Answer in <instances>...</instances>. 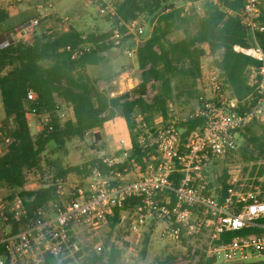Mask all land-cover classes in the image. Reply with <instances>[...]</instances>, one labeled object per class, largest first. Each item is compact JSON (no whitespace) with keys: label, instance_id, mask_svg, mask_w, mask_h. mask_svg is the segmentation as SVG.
Instances as JSON below:
<instances>
[{"label":"trees","instance_id":"trees-1","mask_svg":"<svg viewBox=\"0 0 264 264\" xmlns=\"http://www.w3.org/2000/svg\"><path fill=\"white\" fill-rule=\"evenodd\" d=\"M180 1L183 3L181 7H177L174 0H122L114 6L116 15L108 16L114 24L110 33L85 36L83 32L69 27L62 32H34L29 42H14L6 48L0 47V95L4 111L0 133L4 142L7 141L0 152V188L14 192L9 196L10 201L16 196L21 198L27 213V218H23L22 222L37 217L39 210L48 211L58 203L60 182L69 173H93L97 169L104 178L117 184L118 181L112 180L117 174H124L133 168L144 171L157 156L156 145L150 146L142 141L148 135L146 127L151 126L157 114L163 118L164 126L169 125L174 81H201L202 59L208 53L204 45H208L209 53L214 56L213 66L225 87L239 102L235 112L243 113L257 105L261 98L260 63L234 50L236 45L251 46V36L243 23L246 0H218L217 4L211 0ZM260 2L258 22L263 31L258 32L257 36L264 48V0ZM197 3L200 10L196 8ZM141 17L150 19L152 30L148 37H144L135 55L139 84L130 92L112 96V90L100 87L101 77H93L87 69L102 64L104 54L116 46L111 40L115 34L121 38L119 44L132 37L128 25ZM9 20L8 13L0 9V37L17 28ZM25 22L22 21L19 26ZM178 30H183L185 37L172 41L170 35ZM29 91L36 94L31 106L36 107L39 114L49 115V121L36 136L31 133L27 119ZM60 103L72 108V118L64 123L58 114ZM136 115L142 117L141 122H137ZM117 117L125 120L129 131V155L121 163L108 165L105 158L98 155L101 151L98 143L102 140L100 130ZM204 124L205 120L194 114L179 121L176 126L183 131L182 140L187 141L189 135ZM157 131L150 128L149 132L155 134ZM89 133H93L95 143L91 149L97 156H93L83 167L73 166L57 171L51 183L45 181L38 189L27 188L29 173L36 172L44 178V153L51 143L63 148L66 142L84 140ZM239 137L245 141L240 149L245 161L264 160V122L246 126L240 130ZM255 170L256 165L252 176ZM205 172L208 175V169ZM258 175H264V164L260 165ZM175 177L177 186L182 175L177 173ZM228 179L225 170L215 187L210 182L208 192L213 187L217 188L218 197L225 198L229 188ZM254 183L258 184V181ZM139 204L140 198H132L117 207L114 216L109 219L112 228L119 223L122 212ZM1 220L5 226L8 225L2 217ZM11 224L13 232H17L20 223L12 221ZM252 235H264V217L255 226L223 235L218 244L234 237ZM185 239L188 238L182 237L181 240ZM149 243L150 236L146 235L141 251L144 258ZM83 254L81 249L75 252L77 258ZM119 257L120 251L113 247L104 255H86L79 264H117ZM61 259L46 255L42 264L73 262L71 258ZM199 264L227 263L207 257L205 251ZM243 264H264V260Z\"/></svg>","mask_w":264,"mask_h":264},{"label":"built area","instance_id":"built-area-1","mask_svg":"<svg viewBox=\"0 0 264 264\" xmlns=\"http://www.w3.org/2000/svg\"><path fill=\"white\" fill-rule=\"evenodd\" d=\"M84 1L98 5L102 15H116L114 5L107 0ZM211 1L218 3V0ZM196 8L200 10L199 3ZM260 14V0H246L243 23L251 36V46L234 47L236 52L260 63L261 98L253 109L235 112L239 102L212 66L207 73L210 94L200 96V106L195 113L205 120L204 126L192 132L187 141L182 140L183 131L177 128L176 122H170L155 134L148 132L142 141L150 146L156 145L157 156L144 171L132 169L137 176L134 180L112 184L96 169L90 186L75 189L74 198L63 208L52 214L39 210L37 217L25 222L22 219L27 218L26 210L21 198L16 196L11 211L8 214L1 212L8 225L0 233V264L8 261L11 264H42L46 255L68 257L71 251H79L73 241L77 228L99 230L114 216L117 207L132 198L141 199V204L128 212L133 219L131 230L135 233L142 230L148 218L161 220L165 225L164 234L174 241L208 232L210 244L206 255L220 263L243 264L264 260V235L234 237L218 244L223 235L255 226L264 217V197L254 190H239L237 184L240 181L232 179L228 182L226 197L221 199L212 191L208 192L210 181L205 172L210 162L225 160L236 151L240 130L254 122H264V48L257 36L263 31L258 22ZM38 24V19L26 21L19 29L0 37V47L6 48L14 42H29ZM128 29L135 37L145 35V27L140 20L130 23ZM140 43L136 39V43L127 50L129 57H135ZM129 81L132 84V79ZM115 93L111 95L116 96ZM35 100L36 94L29 91L26 102L28 116L40 115L37 108L31 106ZM58 114L61 118L66 116L61 108ZM128 155V150H124L122 157L126 159ZM104 161L108 165L121 163L118 159L105 158ZM177 173L182 177L176 186ZM263 178H257L258 182ZM12 221L20 223L17 232H13Z\"/></svg>","mask_w":264,"mask_h":264},{"label":"rangeland","instance_id":"rangeland-1","mask_svg":"<svg viewBox=\"0 0 264 264\" xmlns=\"http://www.w3.org/2000/svg\"><path fill=\"white\" fill-rule=\"evenodd\" d=\"M119 1L122 0H107V2H110L114 6ZM174 3L177 7L183 6L180 0H174ZM0 9L8 13L10 16L9 23L14 24L17 27L16 29H19L22 21L38 19L39 24L34 31L37 34H41L44 31L62 32L69 27H74L83 32L85 36L91 34L101 36L110 33L114 28L113 20L107 15H102L99 12L98 5L89 4L84 0H0ZM140 22L145 27V35L143 37L138 38L132 35V37L125 39L119 44L121 38L115 34L111 40L116 43V46L104 54L102 64L87 69L88 73L93 77H101L99 85L102 89L112 90L111 93L116 92V96L132 91L134 88L130 87L139 83L137 61L135 57L127 55V50L136 43V39L142 42L144 37H148L151 33L152 25L150 19L141 17ZM184 37L185 33L183 30L175 31L170 35L172 41H179ZM30 39L31 37L28 38V40ZM206 47L205 49L208 53L203 57L201 64L202 81H174V95L169 106V123H178L194 115L200 106V96H208L210 94L207 73L213 66L214 56L209 53L208 45ZM130 79H132V84L129 81ZM60 104L61 110L66 115L61 119V122L64 123L66 120L72 118V108L70 105ZM117 118L119 120L111 123L110 121L109 123L107 122L100 130L102 140L98 143V146L101 147L98 155L110 160L118 159L119 162H122L125 159V157H122V151L126 147L123 142L127 138L125 132L127 127L122 117ZM2 120L3 114L0 113V127ZM136 120L137 122H141L142 117L136 115ZM47 121H49L47 113H40V115L30 118L31 133L36 136L44 129ZM164 123L160 115H155L151 126L146 127V133L150 131V128L161 129L164 127ZM94 143L93 133H89L84 140L74 139L66 142L63 148H59L56 144L51 143L44 153V178L36 172L29 173L27 188L35 190L40 188L45 181L51 183L57 171H62L73 166L83 167L93 156H97L91 149ZM6 144L7 141L4 142L3 136L0 133V152ZM244 144L243 138L239 137L237 149L233 156L225 160H214L209 163L207 168L209 181L215 187L217 179L226 170L229 177L228 182L229 180L233 181L232 179L240 181V185L237 184L239 190L243 192L254 190L258 195L264 197V175L260 183L258 182L257 185L254 183L256 180L258 181L257 178H260L258 170L260 165L264 164V160H258L257 162L245 161L240 154V149ZM104 153L105 156L103 155ZM255 165L256 170L252 176L251 172ZM135 174L136 172L134 173L132 169H129L124 174L116 175L112 180L118 182L134 180L137 177ZM93 180V173H69L60 182L58 203L52 205L48 212L52 214L64 207L73 199L75 189H87ZM257 186H259L258 189L260 191H257ZM214 187L211 191L214 195H217V188L215 189ZM13 193L10 189L0 188V232L6 228L4 222L1 220V212L5 211L8 214L11 211L14 200L10 201L9 196ZM128 212H122L119 223L115 228H112L110 220L96 231H91L84 227L77 228L73 241L76 242L84 254L77 258L75 252L71 251L69 256L62 258L61 261L71 258L73 262L68 264H79L86 255L91 253L104 255L111 248L115 247L120 251L117 264H199L201 255L210 244V234L208 232H204L198 237H190L184 241L169 239L164 234V222L151 218L147 219L140 232L135 233L131 230L133 219ZM123 216L125 219L122 220ZM146 235L150 236V243L147 255L144 258L141 251L143 239Z\"/></svg>","mask_w":264,"mask_h":264},{"label":"crops","instance_id":"crops-1","mask_svg":"<svg viewBox=\"0 0 264 264\" xmlns=\"http://www.w3.org/2000/svg\"><path fill=\"white\" fill-rule=\"evenodd\" d=\"M207 46V45H206ZM205 45H204V47L205 48H207ZM0 113H2L3 114V117H4V111H3V107H2V101H1V95H0ZM33 117V116H32ZM31 116H28L27 117V119H28V122H29V126H30V118H32ZM116 120H119V118H115L114 120H111L110 121V123L111 122H113V121H116ZM109 123V122H108ZM107 124V123H106ZM125 124H126V122H125ZM126 127H127V125H126ZM126 130V129H125ZM126 132V134H127V138H125L124 139V146H126V147H124L125 148V150H128L129 148H130V143H131V141H130V135H129V131H128V128H127V130L125 131ZM122 152H124V150L122 151Z\"/></svg>","mask_w":264,"mask_h":264}]
</instances>
